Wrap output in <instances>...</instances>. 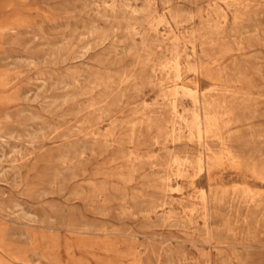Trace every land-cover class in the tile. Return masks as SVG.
<instances>
[{"label": "rangeland", "instance_id": "obj_1", "mask_svg": "<svg viewBox=\"0 0 264 264\" xmlns=\"http://www.w3.org/2000/svg\"><path fill=\"white\" fill-rule=\"evenodd\" d=\"M0 264H264V0H0Z\"/></svg>", "mask_w": 264, "mask_h": 264}, {"label": "bare ground", "instance_id": "obj_2", "mask_svg": "<svg viewBox=\"0 0 264 264\" xmlns=\"http://www.w3.org/2000/svg\"><path fill=\"white\" fill-rule=\"evenodd\" d=\"M163 66V65H162ZM159 67V66H158ZM194 99V98H193ZM26 110V109H25ZM166 218V217H165ZM74 225V224H73ZM36 261V260H35Z\"/></svg>", "mask_w": 264, "mask_h": 264}]
</instances>
